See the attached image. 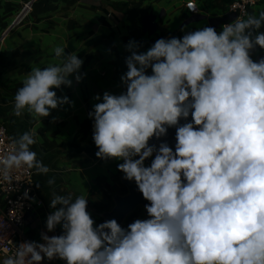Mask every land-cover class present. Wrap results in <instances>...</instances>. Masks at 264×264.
Instances as JSON below:
<instances>
[{
  "label": "clouds",
  "instance_id": "1",
  "mask_svg": "<svg viewBox=\"0 0 264 264\" xmlns=\"http://www.w3.org/2000/svg\"><path fill=\"white\" fill-rule=\"evenodd\" d=\"M194 10L192 6H189ZM264 11L157 39L145 51L129 40L119 94L95 95L88 112L101 160L134 182L147 218L96 224L84 196L53 194L40 242L25 241L0 264H264ZM59 63L32 67L13 97V114L48 117L68 104L53 89L78 84L83 61L65 47ZM189 116L191 120L189 121ZM180 120L186 121L179 124ZM175 128L174 149L159 140ZM35 133L0 154V180L13 169L50 170L37 159ZM145 161H150L147 165ZM54 183V178L47 181ZM25 198H29L27 191Z\"/></svg>",
  "mask_w": 264,
  "mask_h": 264
},
{
  "label": "crops",
  "instance_id": "2",
  "mask_svg": "<svg viewBox=\"0 0 264 264\" xmlns=\"http://www.w3.org/2000/svg\"><path fill=\"white\" fill-rule=\"evenodd\" d=\"M193 1L198 14L191 15L186 3ZM236 0H0V125H5L14 138L25 131L34 132L32 150L47 165V174L34 171L35 190L40 204L27 217L25 234L28 241L40 242V233L60 235L45 228L50 213L49 200L57 195L84 196L87 211L96 224L103 222L99 207L115 195H126L122 173L116 160L94 161L85 154H75L70 143L80 125L89 120L95 95L105 91L119 94L124 89L120 76L126 71L125 45L129 40L145 51L157 39L181 37L184 31L221 25L235 18L229 13ZM264 11V0L248 8L247 15ZM264 31V28L261 29ZM94 39L99 42L89 45ZM65 47V54L77 53L83 61L80 83L73 77L71 87L61 86L58 97L67 96L65 104L50 110L48 117H34L27 111L13 114V97L32 67H47L60 62L53 49ZM255 61L264 55L258 47L251 53ZM150 161H145L147 165ZM54 178V183L47 181ZM143 219L138 216L132 219ZM45 264H64L59 259L43 260Z\"/></svg>",
  "mask_w": 264,
  "mask_h": 264
},
{
  "label": "built area",
  "instance_id": "3",
  "mask_svg": "<svg viewBox=\"0 0 264 264\" xmlns=\"http://www.w3.org/2000/svg\"><path fill=\"white\" fill-rule=\"evenodd\" d=\"M263 0H236L229 8V13L236 19L246 17L248 8ZM194 10H191L189 6ZM186 10L191 15L198 14L193 1L186 3ZM234 19V20H235ZM13 137L5 125H0V154L9 150ZM10 180H0V261L14 255L15 247L28 241L25 234L27 217L40 204L34 185L33 169H13ZM27 191L29 198H25ZM42 264H45L42 261Z\"/></svg>",
  "mask_w": 264,
  "mask_h": 264
},
{
  "label": "water",
  "instance_id": "4",
  "mask_svg": "<svg viewBox=\"0 0 264 264\" xmlns=\"http://www.w3.org/2000/svg\"><path fill=\"white\" fill-rule=\"evenodd\" d=\"M264 58V55L260 56L258 59ZM257 59V60H258ZM191 117L189 116V121ZM186 121L180 120L179 124H183ZM161 142H167L170 148L174 149L175 145V128H169L164 137L159 140L151 139L149 144H156L158 146ZM122 185L127 189L126 195H115L112 198L113 207L111 210L104 212L100 215L102 221L115 219L121 227L128 218L129 215L134 213L138 208H142L144 218H147V213L144 209V205L148 203L142 197V194L137 190L134 182L121 179Z\"/></svg>",
  "mask_w": 264,
  "mask_h": 264
},
{
  "label": "trees",
  "instance_id": "5",
  "mask_svg": "<svg viewBox=\"0 0 264 264\" xmlns=\"http://www.w3.org/2000/svg\"><path fill=\"white\" fill-rule=\"evenodd\" d=\"M97 42H99V39H94L92 42H90L89 45H93V43H97ZM91 135H92V124L89 120H86L80 125L76 136L70 143V148L72 152L75 154H85L88 158L94 161H99L100 159H98L95 155L97 149L91 139ZM109 201H112V198H110ZM111 208L112 207L110 206V204L107 203L106 205L99 207L98 211L100 213H104L109 211ZM136 217H138V215L137 212L135 211L134 213L128 216V218L125 221V224H127Z\"/></svg>",
  "mask_w": 264,
  "mask_h": 264
},
{
  "label": "rangeland",
  "instance_id": "6",
  "mask_svg": "<svg viewBox=\"0 0 264 264\" xmlns=\"http://www.w3.org/2000/svg\"><path fill=\"white\" fill-rule=\"evenodd\" d=\"M108 203L110 204L111 207H113V202H112V201H109ZM110 210H111V209H110ZM136 212H137V215H138V216H143V218H144L142 208H138V209L136 210ZM99 213H100V212H99ZM101 214H102V213H100L99 216H100ZM100 218H101V217H100ZM128 224H129V222H128L127 224H125V222H124V224H123L122 227H124V226L127 227Z\"/></svg>",
  "mask_w": 264,
  "mask_h": 264
}]
</instances>
